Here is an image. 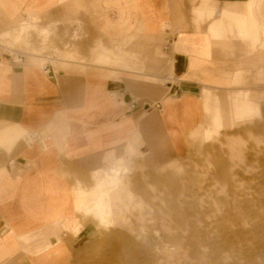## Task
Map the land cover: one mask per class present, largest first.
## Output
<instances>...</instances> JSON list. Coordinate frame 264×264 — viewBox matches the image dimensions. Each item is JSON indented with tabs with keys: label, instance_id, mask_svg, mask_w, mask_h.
I'll return each mask as SVG.
<instances>
[{
	"label": "crops",
	"instance_id": "obj_1",
	"mask_svg": "<svg viewBox=\"0 0 264 264\" xmlns=\"http://www.w3.org/2000/svg\"><path fill=\"white\" fill-rule=\"evenodd\" d=\"M223 1L0 0V28L84 4L101 62L0 54V264H69L96 228L83 193L187 156L219 94L240 90L242 61L216 44L234 32L255 48L264 33L262 0Z\"/></svg>",
	"mask_w": 264,
	"mask_h": 264
},
{
	"label": "rangeland",
	"instance_id": "obj_2",
	"mask_svg": "<svg viewBox=\"0 0 264 264\" xmlns=\"http://www.w3.org/2000/svg\"><path fill=\"white\" fill-rule=\"evenodd\" d=\"M84 12L83 4L72 19L10 22L0 42L15 51L0 54L100 64ZM222 39L216 46L242 61L240 90L219 94L187 156L140 163L125 178L115 171L78 198L96 228L71 245L69 264H264V33L255 48L234 32Z\"/></svg>",
	"mask_w": 264,
	"mask_h": 264
},
{
	"label": "built area",
	"instance_id": "obj_3",
	"mask_svg": "<svg viewBox=\"0 0 264 264\" xmlns=\"http://www.w3.org/2000/svg\"><path fill=\"white\" fill-rule=\"evenodd\" d=\"M10 55H13V54H10ZM13 56H14V55H13ZM23 56H24L23 54H18V55L16 56V58H17L18 60H20Z\"/></svg>",
	"mask_w": 264,
	"mask_h": 264
},
{
	"label": "bare ground",
	"instance_id": "obj_4",
	"mask_svg": "<svg viewBox=\"0 0 264 264\" xmlns=\"http://www.w3.org/2000/svg\"><path fill=\"white\" fill-rule=\"evenodd\" d=\"M0 47H5L1 42H0ZM5 48H7V49H10V48H8V47H5ZM11 51H15L14 49H10Z\"/></svg>",
	"mask_w": 264,
	"mask_h": 264
}]
</instances>
